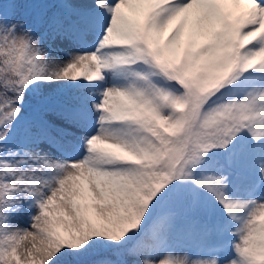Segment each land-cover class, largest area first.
Returning a JSON list of instances; mask_svg holds the SVG:
<instances>
[{"label": "snow or ice", "instance_id": "obj_1", "mask_svg": "<svg viewBox=\"0 0 264 264\" xmlns=\"http://www.w3.org/2000/svg\"><path fill=\"white\" fill-rule=\"evenodd\" d=\"M0 264H264V0H0Z\"/></svg>", "mask_w": 264, "mask_h": 264}]
</instances>
